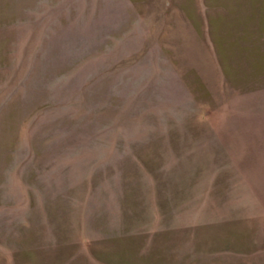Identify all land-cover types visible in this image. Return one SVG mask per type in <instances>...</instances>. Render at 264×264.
<instances>
[{"label": "rangeland", "instance_id": "374dc122", "mask_svg": "<svg viewBox=\"0 0 264 264\" xmlns=\"http://www.w3.org/2000/svg\"><path fill=\"white\" fill-rule=\"evenodd\" d=\"M0 264H264V0H0Z\"/></svg>", "mask_w": 264, "mask_h": 264}]
</instances>
